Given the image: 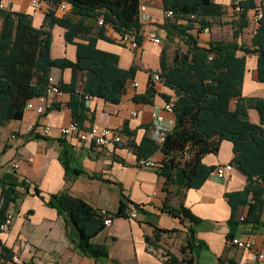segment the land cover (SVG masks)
<instances>
[{
  "label": "crops",
  "instance_id": "1",
  "mask_svg": "<svg viewBox=\"0 0 264 264\" xmlns=\"http://www.w3.org/2000/svg\"><path fill=\"white\" fill-rule=\"evenodd\" d=\"M0 1L6 9L29 14L37 28L42 25L49 8L42 1L39 9H33L30 0ZM212 1L224 4L228 8L227 12L231 13L229 5L233 0ZM140 6L145 8L142 41L134 50L121 44L120 37L109 26L104 27L106 40L98 39L102 26L99 20L102 17L83 18L85 25L91 28V36L98 39V49L115 54L118 67L123 70L136 67L135 76L127 81L126 92L118 104L91 98L87 105L84 129L105 126L121 132L126 127L135 133L134 136L121 133V145L100 148L90 142H81L77 132L62 135L61 129L72 122L71 111L66 107L70 100L68 93L47 97L42 115L26 110L21 121H9L0 126V180L6 184L24 182L28 188L27 192L23 188L19 189L23 195L9 209L13 214V223L0 235L1 243L17 257V261L6 264H164L163 254L166 251L181 258L180 248L186 240L193 246L196 264H246L255 259L256 252L264 255V217L257 226L242 223L240 218L245 217L247 207L238 210L236 220L239 224L234 237L252 238L254 248H235L227 240V221L231 218V208L225 194L240 191L246 185L245 176L235 168L226 179H218L211 174L199 189L184 191V207L201 220L198 225H190L163 211L167 197L163 190L165 180L159 176L156 168L143 167L138 163L133 145H138L143 138L159 143L158 138L172 130L174 117L164 109L166 102L162 95L170 97L172 101L175 96L174 91L164 84L153 82L157 93L151 103L137 102L134 98L147 93L153 74L160 73L163 48H167L166 63L171 64L172 51L178 49H174V46L183 43L184 39L178 31L165 27L168 17L163 11L162 0H140ZM70 11V8L66 12L56 11V16L78 21L79 17ZM224 23L231 27L230 22L222 19V25ZM227 26L216 25L208 34L200 35V44L205 46L209 41H237L241 45L243 38L248 37L246 46L250 45L254 24L250 23L237 39L232 27L231 33L227 34ZM51 31V57L75 61L76 47L66 45L64 29L54 25ZM55 33L59 34L57 41ZM154 38H159L161 44L154 43ZM75 42L81 41L76 39ZM256 70L257 56L250 55L246 59V74L241 90L245 98L264 99V85L257 80ZM51 77L56 84L60 81L69 84L72 71L55 68L51 70ZM78 78L77 87L81 90L86 79L84 73H79ZM54 104L60 105V110L55 111ZM248 117L253 124L260 121L253 109L248 110ZM31 127L32 135L39 137L34 138L30 134ZM44 127H50L47 134L43 132ZM232 149L229 141H222L218 153L206 155L202 162L214 168L231 163L234 156ZM63 151H67L66 159L70 168L78 173L69 172L68 175L65 172L60 159ZM162 156L156 152L149 160L158 163ZM14 164L18 168L15 169ZM35 190L38 194H35ZM65 190L83 199L94 209L110 213L118 210L121 191L131 202L129 213H136V218L113 219L109 227L92 239L94 244L107 246L108 259L95 261L83 255L76 245L74 230L67 228L58 212L46 205L50 195ZM169 191V205L176 207L180 201L177 188L170 186ZM1 193L0 187V200ZM135 205L140 210L135 209ZM154 227L177 232L161 236L160 248L153 249L146 244L145 236L152 237Z\"/></svg>",
  "mask_w": 264,
  "mask_h": 264
},
{
  "label": "trees",
  "instance_id": "2",
  "mask_svg": "<svg viewBox=\"0 0 264 264\" xmlns=\"http://www.w3.org/2000/svg\"><path fill=\"white\" fill-rule=\"evenodd\" d=\"M44 1L53 8L45 12L39 28L33 25L29 14L0 8V126L23 119L27 103L46 93L51 70L56 68L72 71L71 82L65 84L60 81L57 87L62 93L70 95L66 107L71 111L72 122L85 131L87 129L83 125L88 111L86 97L118 104L126 92L127 81L135 76V66L128 70L119 68L118 57L98 49L96 43L98 39L106 40L104 27L109 26L120 40L128 36L141 45L143 20L140 0ZM236 2L233 0L229 5L230 24L236 39L250 23L254 24L249 46L239 45L237 41H209L205 46L200 44V35L205 34L206 29L209 33L215 26L214 22L221 20L227 13L228 8L224 4L212 0H162L163 11L172 12L165 27L181 33L186 47L184 52L180 49L174 51L171 64L166 63L167 48H163L161 53L159 75L163 84L174 91L175 100L172 101L166 95H162V98L166 103H172L174 126L164 135L161 143L143 138L138 145L132 146L138 156V163L150 161L156 152L163 155L155 167L165 180L163 190L167 197L162 209L182 223L198 225L200 218L183 205L184 191L202 187L216 168L204 165L203 158L208 154H217L220 143L229 141L234 155L231 164L246 178L242 190L225 194L231 208V218L227 221L229 242L234 238L239 224L236 219L240 207H247L242 223L257 226L264 217V99L245 98L241 92L246 59L250 55L257 56V80L264 85V0L239 1L241 10L237 13L233 11ZM63 3L70 5V12L79 17L78 21L56 16L57 9ZM257 12L262 17L253 23L251 18ZM84 17H102L98 39L91 36V28L85 25ZM54 25L64 29L66 45H75V61L51 57V30ZM76 39L81 42H75ZM239 53L242 55L239 56ZM79 73H84L86 78L81 90L77 87ZM146 92L134 100L152 102L157 93L152 80ZM60 108L58 104L53 105L55 111ZM250 109L258 113V124L250 122ZM121 133L128 136L135 134L126 127ZM66 155L67 151H63L60 158L65 172L78 173L70 168ZM170 186L177 188L180 201L176 207L169 205ZM0 187L1 226L10 206L23 195L19 189L23 188L27 192L28 188L24 182L6 184L1 180ZM68 191L50 195L46 205L58 212L67 228L74 230L76 245L83 255L95 261L108 259L107 246L92 242L106 229V216ZM130 203L121 191L118 210L107 213L112 219L129 218ZM134 207L140 210L139 206ZM175 232L154 227L152 237L145 236V242L149 247L159 249L161 236ZM2 233L0 231V235ZM0 247V264L11 262L12 250L6 248L1 240ZM192 251L193 246L186 240L180 248L181 258L166 251L163 254L164 264H196Z\"/></svg>",
  "mask_w": 264,
  "mask_h": 264
},
{
  "label": "built area",
  "instance_id": "3",
  "mask_svg": "<svg viewBox=\"0 0 264 264\" xmlns=\"http://www.w3.org/2000/svg\"><path fill=\"white\" fill-rule=\"evenodd\" d=\"M242 1V0H237L236 4H235V8H234V12H240V7L238 5V2ZM30 6L33 9H39L41 7V0H30L29 1ZM0 8H5L3 3H0ZM70 5L67 3H63L60 5V7L57 9V11L60 12H66L67 10L69 11ZM145 8L141 7L140 8V14L141 17H143ZM165 15L170 18L172 17V12L168 11L165 12ZM262 15L260 12H257L253 15V17L251 18L253 23L258 22L261 19ZM99 24L102 25V18L99 20ZM208 29L205 30V34L208 33ZM154 43L157 44H161V41L159 38H154L152 40ZM121 44L128 46L131 49H137L138 48V44L137 42H135L133 40V38H129L128 36H124L121 39ZM49 86L47 88V91L44 95L39 96L38 98L30 101L27 103L26 106V110H33L37 113V115H42L45 112V104H46V99L49 96H59L62 94V92L59 90V88L57 87V84L54 82V79L52 77H49ZM152 80L154 83H158L160 85H163V80L160 77L159 74H153L152 76ZM134 86H136V84H134ZM87 105L91 100V97L87 96ZM164 109L167 112H172V103H166L164 106ZM30 131H32V127L29 128ZM50 131V127H44L43 128V132L45 134H47ZM72 132H77L78 133V137L80 139L81 142H85V143H92L97 147L100 148H104V147H109V146H117V145H121L122 140H121V132L119 130H115V129H111L108 127H103V128H99L96 126H93L91 128H88L85 131H81L77 124L74 122H71L69 124L68 127L61 129V134L62 135H68ZM164 140V136L158 138V142L161 143ZM0 153H1V149H0ZM141 166L143 167H151V168H155L157 167V163H154L152 161H141L140 163ZM13 167L16 169L18 168V166L16 164L13 165ZM231 170H233V165L231 163L228 164H224V165H219L217 166L214 171H213V175H215L218 179H226L227 176L229 175V173L231 172ZM101 214L105 215V222L104 225L107 228V226L109 227L112 224V217L110 215H108L106 210H101ZM129 219H134L136 218V213H129L128 214ZM241 221L244 220V217L240 218ZM13 223V214L12 211H8L6 213V217H5V221L2 223V225L0 226V231L1 232H6L10 226ZM230 243L235 246V248H239V249H244V250H252L254 248V240L251 239H241V238H236L234 237ZM0 252H1V247H0ZM13 261H17V257L13 256L12 257ZM264 262V255L261 252H256L255 255V259L252 261H248L246 264H263Z\"/></svg>",
  "mask_w": 264,
  "mask_h": 264
},
{
  "label": "rangeland",
  "instance_id": "4",
  "mask_svg": "<svg viewBox=\"0 0 264 264\" xmlns=\"http://www.w3.org/2000/svg\"><path fill=\"white\" fill-rule=\"evenodd\" d=\"M216 1V0H215ZM42 2H45L44 0L42 1ZM46 3V2H45ZM46 4H48V3H46ZM48 6H49V8L47 9V10H50V9H52L53 7H52V5L51 4H48ZM223 20H225L226 22H231L230 20H231V16H230V13L229 12H227L225 15H224V17L222 18ZM222 19L221 20H219V21H215L214 23H215V27H216V25L217 26H219V27H225V26H227L225 23V25H222ZM229 26H227V28H228ZM230 30H232L231 29V27H229L226 31H227V34H229V33H231L230 32ZM246 35H248L247 34V32H246ZM54 38H55V41H57V39H59V34L58 33H55L54 34ZM52 39H53V36H52ZM248 37H244L243 38V42H242V44L243 45H245V44H247L246 42L248 41ZM175 48H178V49H180L181 50V52H184L185 50H186V47H185V45L181 42V43H179V44H177V45H175L174 46V49ZM174 51V50H173ZM173 51H172V55H173ZM178 236V235H177ZM174 239V238H173ZM180 255V254H179Z\"/></svg>",
  "mask_w": 264,
  "mask_h": 264
}]
</instances>
